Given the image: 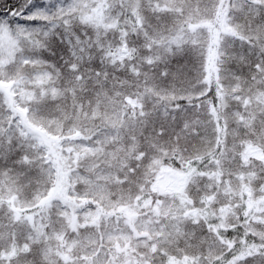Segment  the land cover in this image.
<instances>
[{"label":"snow or ice","instance_id":"6c2138e0","mask_svg":"<svg viewBox=\"0 0 264 264\" xmlns=\"http://www.w3.org/2000/svg\"><path fill=\"white\" fill-rule=\"evenodd\" d=\"M0 264H264V0H0Z\"/></svg>","mask_w":264,"mask_h":264}]
</instances>
